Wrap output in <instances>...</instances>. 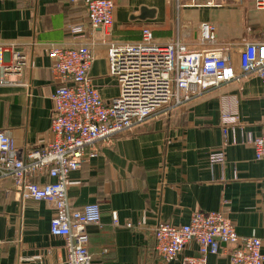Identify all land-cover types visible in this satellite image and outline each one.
<instances>
[{
    "label": "crops",
    "instance_id": "obj_1",
    "mask_svg": "<svg viewBox=\"0 0 264 264\" xmlns=\"http://www.w3.org/2000/svg\"><path fill=\"white\" fill-rule=\"evenodd\" d=\"M113 1L107 29L87 25L83 0H0V128L20 150L41 148L51 138L57 85L52 48L91 44L88 76L108 100L118 85L108 70L107 42L134 39L130 33L139 25L157 31L171 24L162 38H173L178 21L192 47L198 46L200 22L215 25L219 45L264 41V10L253 0ZM142 7L145 18H139ZM71 23L84 24L86 32L72 36ZM224 110L240 120L226 133ZM263 118V85L249 74L150 117L111 142H97L96 154L70 173L67 186L74 208L92 202L101 208L100 224L85 228L91 264H180V256L164 261L155 253V225L185 224L193 212L218 209L240 237H259L264 253V160H255L243 140L248 132L260 133ZM213 152H222L224 160L211 162ZM53 213L44 201L22 200L10 179L0 181V264H65L64 239L49 231ZM232 248L221 242L206 264H229ZM183 253L196 255L195 242Z\"/></svg>",
    "mask_w": 264,
    "mask_h": 264
},
{
    "label": "built area",
    "instance_id": "obj_2",
    "mask_svg": "<svg viewBox=\"0 0 264 264\" xmlns=\"http://www.w3.org/2000/svg\"><path fill=\"white\" fill-rule=\"evenodd\" d=\"M83 4L88 26H112L113 0H83ZM253 4L264 10V0H253ZM67 29L75 37L86 32L82 23H71ZM195 39L198 46L192 47L177 28L172 39L160 42L143 26L136 41H108V70L118 85V93L108 100L88 76L94 58L91 44L52 48L49 55L57 85L51 95V138L41 148L22 151L0 128V181L10 179L22 200L52 206L49 231L64 239L65 264H91L85 228L100 224L101 208L97 202L74 208L67 186L70 173L96 154L97 142H111L148 118L239 77L255 74L264 89V41L219 45L216 27L209 22L198 24ZM221 124L226 133L240 120L233 110H224ZM243 140L252 146L255 160H264V118L260 133L248 132ZM223 160L222 152L210 155L211 162ZM153 237V249L164 261L180 256V264H206L207 256L217 254L222 242L233 244L229 264L264 263L262 240L240 237L223 209L193 212L181 225L160 222ZM191 241L197 246L196 255L183 253ZM3 243L0 238V253Z\"/></svg>",
    "mask_w": 264,
    "mask_h": 264
},
{
    "label": "rangeland",
    "instance_id": "obj_3",
    "mask_svg": "<svg viewBox=\"0 0 264 264\" xmlns=\"http://www.w3.org/2000/svg\"><path fill=\"white\" fill-rule=\"evenodd\" d=\"M173 4H175V1H173L172 2ZM145 24V23H144ZM145 25H147L150 29H154L153 28V26H149L148 24H145ZM173 25V24H172ZM178 25H179V23H178V21H175V24H174V26H173V28H174V31H176L177 30V28H178ZM169 26H171V24L169 25V24H166L165 26H163L162 28H159V29H157V31H155L156 29H154L152 32H153V35H154V37H155V39H158L159 41H168V40H170V39H172V38H168V37H166V38H162V37H164V36H166V35H170V30H171V27H169ZM137 29H135L134 31H132L130 34L132 35V36H134V39H127V40H125V41H136L137 40V36H140L139 35V30H140V28H141V25H139V28L138 27H136ZM168 33V34H167ZM175 35V34H174Z\"/></svg>",
    "mask_w": 264,
    "mask_h": 264
},
{
    "label": "water",
    "instance_id": "obj_4",
    "mask_svg": "<svg viewBox=\"0 0 264 264\" xmlns=\"http://www.w3.org/2000/svg\"><path fill=\"white\" fill-rule=\"evenodd\" d=\"M145 10H146V9H145L144 7L141 8V10H140L141 13H140L139 18H145L146 13H147V12H145Z\"/></svg>",
    "mask_w": 264,
    "mask_h": 264
}]
</instances>
